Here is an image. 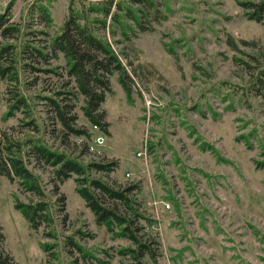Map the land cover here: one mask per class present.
<instances>
[{
	"label": "rangeland",
	"instance_id": "rangeland-1",
	"mask_svg": "<svg viewBox=\"0 0 264 264\" xmlns=\"http://www.w3.org/2000/svg\"><path fill=\"white\" fill-rule=\"evenodd\" d=\"M91 1L102 0H0V9L11 6V22L21 28L10 43L20 51L27 40L49 53L47 62L27 54L26 63L41 70L28 67L20 84L9 85L26 97L29 118L21 110L11 113L0 78V138H40L85 166L116 162L111 172L92 168L86 176L118 190L138 185L130 196L142 215L136 225L157 253L144 259L147 264H264V95L251 90L264 70L263 25L248 20L243 0H154V7L115 0L143 9L148 30L137 28L127 40L111 32L110 18L106 30H98L134 80L127 97L112 77L103 130L85 117L82 99L69 93L62 55L54 59L46 48L70 8ZM39 6L49 11L51 27L32 13ZM49 96L73 97L74 126L88 135L65 134L52 121L43 99ZM32 119L38 129L25 125ZM97 137L104 141L100 153L92 151ZM29 168L40 178L54 223L32 230L14 201L34 197L0 175L3 249L15 264L132 262L121 251L134 245L97 223L77 193L76 175L61 183L48 165L30 159ZM121 213L130 217L124 208Z\"/></svg>",
	"mask_w": 264,
	"mask_h": 264
},
{
	"label": "trees",
	"instance_id": "trees-1",
	"mask_svg": "<svg viewBox=\"0 0 264 264\" xmlns=\"http://www.w3.org/2000/svg\"><path fill=\"white\" fill-rule=\"evenodd\" d=\"M135 1L149 7H154L155 4L154 0ZM91 2L88 7L83 5L82 9L70 8L60 33L49 41L46 48L50 50V55L54 59H59L62 55L65 60L62 75L68 77L66 86L71 87L69 91L71 96L76 101L82 99V110L85 117L93 126L106 130L109 123L102 105L107 94L112 93V77L116 76L127 97L133 93L134 80L112 45L99 36L98 30L100 28L106 30L107 21L110 18L111 32L115 35L118 30L124 38L130 40L129 32L136 36L137 28L141 31L148 30L144 25V15L147 14L143 9L136 11L128 7L125 1ZM238 2L248 20L256 21L264 27V0ZM114 7L115 11L112 12ZM32 13L41 18L46 27L53 25L52 17L46 8L36 7ZM11 19V6L0 9V78L7 86L8 102H13L10 103L11 113L21 110L25 112L26 118H29L31 113L26 97L9 88V85L20 84V73L22 70L25 72L28 67L35 71L41 70L33 64L26 63L27 54L40 57L47 62L49 53H46L43 47L31 45L27 40L23 42L20 51L16 45L10 43L11 40L21 35V28L11 22ZM229 41L232 46L236 47L231 38ZM242 44L256 45L255 42L248 41H242ZM49 71L57 72L55 69ZM251 90L258 92V95H264V70L261 71V76L252 83ZM64 94L65 92H60L57 95ZM73 97L67 96L59 99L49 96L43 99L47 100L46 104L52 121H57L65 128V134L88 135L87 131L76 129L74 126L76 115L73 112L76 103L70 101ZM67 101L69 102L66 103ZM25 125L38 129V124L34 119ZM30 159L51 167L61 183L73 175L77 176L75 179L77 193L93 212L97 223L116 236L128 239L134 245V248L121 251V254L131 259L132 262L129 264H147L144 262L145 258L155 259L157 253L151 245L154 243L144 241L145 235L140 234L143 227L136 225L138 218L142 215L138 213V208L134 206V199L130 196L138 185L118 190L99 179H89L86 176L87 171L92 168L111 172L117 166L116 162H95L85 166L78 160L51 149L40 138L27 137L24 140H16L5 135L0 138V175L12 183L17 182L24 192L34 197L29 202L20 201L18 198L14 201L15 209L27 220L32 230H39L42 225L51 226L54 223V215L40 178L29 168ZM55 189L59 191L58 187ZM123 208L130 217L121 213ZM115 227H119L117 232ZM4 243L5 235L0 226V264H15L13 258L3 249Z\"/></svg>",
	"mask_w": 264,
	"mask_h": 264
},
{
	"label": "built area",
	"instance_id": "built-area-1",
	"mask_svg": "<svg viewBox=\"0 0 264 264\" xmlns=\"http://www.w3.org/2000/svg\"><path fill=\"white\" fill-rule=\"evenodd\" d=\"M95 144H96V146H95V147H92V151H93V152L100 153L98 147H102V146L104 145L103 138H102V137H97V138L95 139Z\"/></svg>",
	"mask_w": 264,
	"mask_h": 264
}]
</instances>
